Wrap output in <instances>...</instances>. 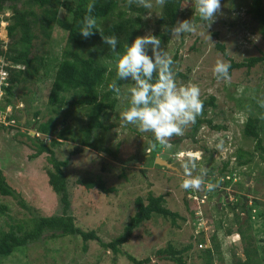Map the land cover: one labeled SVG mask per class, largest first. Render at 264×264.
Listing matches in <instances>:
<instances>
[{"label":"rangeland","instance_id":"1","mask_svg":"<svg viewBox=\"0 0 264 264\" xmlns=\"http://www.w3.org/2000/svg\"><path fill=\"white\" fill-rule=\"evenodd\" d=\"M63 1L73 6L79 2ZM252 3L253 0H221V11L208 27L195 11L194 0H182L178 20H192L196 30L171 36L165 48L172 57L178 54V61L174 64L177 84L198 85L201 100L215 98L216 106L208 107L209 117L220 128L214 130L205 124L195 140H192L185 137L191 130L190 125L182 136L172 140L170 148L157 146L149 150L155 142L153 134L140 132L134 125L123 122L120 116L130 106L129 89L133 82L118 81L120 94L112 96L118 101L115 110H109L103 116L104 124L110 129L97 130L94 138L100 147L118 150L120 160L89 148H84L79 154H72L75 146L82 147V130L88 124L87 108L64 106L58 113H53L49 105L51 87L66 48V30L56 25L49 40L37 32L39 38L31 45V57L42 59L39 62L40 72L14 87L15 96L11 105L5 104L8 95L4 89L9 85V71L6 69L11 63L0 56V107L5 109L0 108V111L3 110L0 114L2 117L8 114L15 119L13 127L0 122V171L19 194L17 199L0 194V210L5 212L0 215L3 229L7 231L16 220L29 221L33 216L60 213L58 198L49 183L48 171L52 168L49 155L33 158L38 147L28 137L40 135L37 132L40 124L54 116L60 124V131L64 128L72 131L68 140L59 139L61 144L52 148L59 159H70L66 170L70 180L72 215L82 227L87 228L86 231L95 230L105 241L113 240L124 232L136 214L138 198H143L146 203L150 194L164 196L166 208L179 213L181 218L174 225L171 219L153 214L152 219L143 222L124 245L126 252L139 260L150 258V264H176L162 260L158 252L167 249L169 244L176 248L193 244L192 250L185 254L187 264H205L203 249L199 247L204 234L200 233L202 235L198 238L196 235L204 230L209 237L216 233L221 243L222 258L215 259L214 264H238L237 256L245 260V243L239 239L236 231L244 230L246 226L239 225L242 218L232 219L235 217L231 214L232 206L238 205L240 210L248 197V207L250 201L254 204L248 212L251 222L247 224L252 227L253 240L264 264V153L257 148L256 141L244 132L249 118L258 119L264 145V119L260 118L264 116V108L260 106L264 103V62L250 69L245 67L229 71L230 81H218L213 73L217 60L231 63L217 44L225 46L229 58L236 62L263 55L264 43L259 24L251 13ZM162 9L155 4V0L151 9L146 8L140 36L149 31L155 35L156 21ZM12 16L13 12L8 6L0 11V40L6 52L12 46L7 30L9 24L13 23ZM58 16L61 19L70 18L64 9H60ZM84 54L87 56V51ZM116 79L115 72L101 90L108 91L109 84ZM66 95L69 101L80 96L74 91ZM57 136H46L44 140L50 144ZM241 154L242 159L238 157ZM158 157L170 160L177 170L157 165ZM248 159L251 161L247 165H240V162ZM226 163L228 167L221 175ZM186 171L192 177L204 179L200 190H205L208 195L206 204L187 200V190L181 187L187 178L184 174ZM99 177L105 182L106 188H115V191L106 193L98 188L89 190L77 184V180L83 178L97 180ZM208 185H212L209 190ZM223 189L228 192L227 200L224 202V198L221 199V205L217 206V196ZM230 192H235L237 196H232ZM19 200L24 201L28 208H23ZM192 211L204 214L203 223L197 221ZM228 229H231V234L227 233ZM0 264L134 263L124 254L115 255L110 250L104 251L97 241L85 243L80 237L52 238L50 234L39 243L18 248L11 256H0Z\"/></svg>","mask_w":264,"mask_h":264},{"label":"trees","instance_id":"2","mask_svg":"<svg viewBox=\"0 0 264 264\" xmlns=\"http://www.w3.org/2000/svg\"><path fill=\"white\" fill-rule=\"evenodd\" d=\"M90 0H79L76 6H73L63 0H0V11H3L5 6H8L13 12V23L7 27L8 36L12 41V46L9 51L2 48L0 40V56H4L10 66L6 70L9 71V85L4 89L8 97L5 104L11 105L14 100L13 89L16 85L25 82L29 78L35 77L40 72V60L37 56L31 57L33 42L39 38L37 32L49 40L56 25L61 26L68 33L66 48L62 61L58 65L55 80L53 81L51 92L49 95V105L53 113H58L64 106H79L87 108L88 124L82 130L81 146H75L72 154H79L84 148L97 150L106 155L113 157L115 160H120L119 151L111 148L100 147L96 142L94 135L97 130H109L110 126H106L103 122V116L109 110L114 111L117 105V99L112 98L116 95L113 91H102L101 87L111 80L115 74L117 57L113 54L107 45L103 43L102 36L115 35L118 37L119 44L117 51L121 54L125 50L126 45H130L137 36H140V28L143 24V13L146 8L132 3L129 5L127 0H95V8L92 13L97 18L98 30L93 36L84 39L80 33L81 21L86 14L87 5ZM125 5V6H124ZM182 5V0H166L162 9V14L156 21L157 30L155 35L161 39V47L166 48V45L171 41L170 29L176 24ZM253 8L251 13L253 18L259 24V32L264 43V2L263 0H253ZM60 9H64L70 16L69 19H61L58 16ZM37 10H40L38 12ZM225 57L230 60L231 68H252L255 65L264 62V53L260 57H252L243 62H236L229 58L225 46L217 44ZM87 51L88 55L84 54ZM174 64L178 61V54L173 57ZM110 62L111 64H108ZM18 66H23L21 68ZM174 70V66H173ZM77 92L79 98L67 100V95L70 92ZM203 101L202 115L197 117V120L191 126L190 132L185 135L186 138L195 140L200 128L207 124L214 130H218L220 126L213 124V120L209 117V108L215 107V98ZM4 109V107H0ZM39 113L36 114L38 116ZM14 118V117H13ZM65 121V120H64ZM63 121V122H64ZM258 119L249 118L245 126V135L253 138L256 141L257 148L264 153L263 140L258 128ZM59 122L57 118L51 116L50 119L41 123L38 127V136L29 139L38 147V151L32 156L39 158L43 154L49 155V162L52 168L48 171L49 183L58 198L59 214L53 216H33L29 221L16 220L14 224L9 226L6 231L0 225V256H11L15 250L21 247L30 246L39 243L45 236L51 234L52 238L73 236L80 237L85 243L88 241H97L104 251L110 250L115 255L124 254L134 264H150L151 259L139 260L133 254H129L124 250V245L127 244L132 237L134 231L145 221L150 220L153 214L161 215L171 219L172 223L176 222L181 216L179 213L172 212L166 208L164 196L149 195L147 202L143 198H138L136 201L137 212L130 219L124 232L113 240L105 241L101 238L97 231L89 230L82 227L72 215V203L70 194L69 176L66 168L69 166L70 159L61 160L55 154L52 147L60 145L59 139L68 140V135L72 133L71 129L64 128L59 130ZM7 127H13L8 125ZM48 137L57 136V139H52L51 143L48 140H43L41 136ZM243 158V154L238 156ZM264 159V157H263ZM132 160H128L131 162ZM251 159L240 162L241 166L247 165ZM228 167L225 164L221 171L224 175ZM77 184L84 186L86 189L92 190L98 188L106 193L114 192L115 188H106L102 178L93 180L91 178H83L77 180ZM0 194L5 197L18 198V192L12 188L6 177L0 171ZM246 199V198H245ZM23 208H28L24 201L19 200ZM239 206H232L235 213L234 220H241V213H247L248 220H251L246 203L241 206V211L237 212ZM5 213L0 210V215ZM251 222V221H250ZM239 223V221H238ZM252 227L246 224L244 230H240L241 240L245 243L243 247V255L238 257V264H263L259 256V249L253 240L251 233ZM227 233H232L228 229ZM211 247L203 249L202 257L205 264H214L215 259H221V243L215 233L211 237ZM193 248V244H188L182 248H176L169 244L167 249L160 250L158 253L162 255V260H169L176 264H187L185 254L189 253ZM218 255V256H217Z\"/></svg>","mask_w":264,"mask_h":264},{"label":"clouds","instance_id":"3","mask_svg":"<svg viewBox=\"0 0 264 264\" xmlns=\"http://www.w3.org/2000/svg\"><path fill=\"white\" fill-rule=\"evenodd\" d=\"M128 3L129 5L136 3L147 9L153 7V0H128ZM165 3L166 0H155V4L160 7H163ZM194 3L195 11L199 14L200 20L210 27L221 11V0H194ZM94 8L95 0H90L79 30L84 39L90 38L99 31L97 18L92 15ZM195 30L196 27L193 21L189 19L178 20L170 29L172 36L193 33ZM102 39L103 43L117 57V79L109 84V90L119 95L121 89L118 81L130 80L133 82V86L129 89L130 106L120 114L121 120L126 124L134 125L140 132H151L153 134L155 142L151 144L149 150L155 149L157 146H168L170 148L172 140L182 136L184 130L194 124L197 117L202 115L203 101L200 98L199 86L191 83L187 85L177 84L173 70L175 63L173 57L161 47V39L151 31L146 35L137 36L130 45L125 46L122 54L117 51L119 44L117 36H102ZM230 68V63L217 60L213 68L216 79L218 81H230ZM260 106L264 108V103ZM260 118L264 119V116ZM165 161H168L173 168L157 165L170 170H177L170 160ZM184 174L187 178L183 180L181 187L187 190V200L195 201L201 205L206 204L208 195L205 190H200L204 185V179L202 177H192L191 173L187 171ZM211 187L212 185H208L207 190ZM225 191L228 193L227 190ZM230 193L233 194L232 196H237L235 192ZM247 199L248 197L245 199L246 205L248 204ZM220 200L218 201L217 198L219 203H221ZM250 202L248 208H251L254 204ZM240 211L241 209L237 210V212ZM191 213L197 216V221L200 220V223H203L204 214L202 212L192 211ZM232 213L235 216L234 211ZM244 213H241V215ZM198 217H201V219ZM200 233L204 234L203 243L199 244L204 245V247L200 249L210 248L211 237L207 236L204 230H201L197 232V238L202 235ZM239 234V231H236V235Z\"/></svg>","mask_w":264,"mask_h":264},{"label":"flooded vegetation","instance_id":"4","mask_svg":"<svg viewBox=\"0 0 264 264\" xmlns=\"http://www.w3.org/2000/svg\"><path fill=\"white\" fill-rule=\"evenodd\" d=\"M220 197V199H223L224 198V202L227 200L226 199V197H227V193H226V191L223 189L221 192H219V194H218V196H217V198H219ZM221 201V200H220ZM212 204H213V202H212ZM216 205L217 206H220L221 205V203H216ZM233 206H235V205H233ZM247 207H248V205H247ZM232 214V216H234V214L233 213H231ZM241 218H242V220H241V222H240V226H246V224H247V220H248V216L244 213V214H242L241 215ZM237 231H239V229H237ZM240 235V234H239ZM240 239H241V236H240Z\"/></svg>","mask_w":264,"mask_h":264},{"label":"built area","instance_id":"5","mask_svg":"<svg viewBox=\"0 0 264 264\" xmlns=\"http://www.w3.org/2000/svg\"><path fill=\"white\" fill-rule=\"evenodd\" d=\"M6 79H7V73H6ZM5 110V109H4ZM1 111H3V110H1ZM0 111V112H1ZM7 112V111H6ZM0 122H3L4 124H6L7 126L8 125H12V124H14L15 123V119L13 118V116H11V115H8V114H5V117L3 116H1V114H0ZM195 198V197H194ZM200 248H203L204 247V245H200L199 246Z\"/></svg>","mask_w":264,"mask_h":264},{"label":"water","instance_id":"6","mask_svg":"<svg viewBox=\"0 0 264 264\" xmlns=\"http://www.w3.org/2000/svg\"><path fill=\"white\" fill-rule=\"evenodd\" d=\"M45 137L46 136H42L41 138L44 140ZM157 163L162 165V166H165L167 168H173V166L170 163H168V161H165V160H163L161 158H157ZM219 200H220V197L218 198V201Z\"/></svg>","mask_w":264,"mask_h":264},{"label":"bare ground","instance_id":"7","mask_svg":"<svg viewBox=\"0 0 264 264\" xmlns=\"http://www.w3.org/2000/svg\"><path fill=\"white\" fill-rule=\"evenodd\" d=\"M5 34V33H4Z\"/></svg>","mask_w":264,"mask_h":264}]
</instances>
